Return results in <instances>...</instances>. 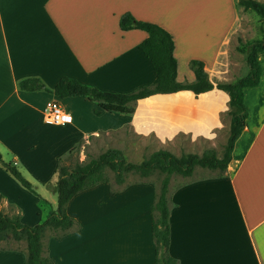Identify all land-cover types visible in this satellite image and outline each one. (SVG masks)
I'll list each match as a JSON object with an SVG mask.
<instances>
[{"label": "crops", "instance_id": "obj_1", "mask_svg": "<svg viewBox=\"0 0 264 264\" xmlns=\"http://www.w3.org/2000/svg\"><path fill=\"white\" fill-rule=\"evenodd\" d=\"M257 1L264 4V0ZM251 11L244 10L238 0H0L3 160L26 163L32 148L40 145L45 132L39 126L46 122L42 111L48 101H59L73 117L72 123L55 125L61 132L53 154L55 170L40 182L38 196L31 197L32 193L0 167V211L19 216L28 225L42 222L56 208L49 192L58 178L59 159L75 146L82 153L90 138L101 132L132 126L138 109L148 102L154 106L166 100L178 111L148 115L160 123L156 126L161 134H156L159 144L179 146L181 133L188 138L186 145L203 140L213 146L212 128L217 126L213 123L229 110L225 91L154 94L135 101L134 112L122 113L126 119L119 126L104 129L103 114L115 112L97 114L96 101L83 96L59 98L47 89L63 76L114 93L151 84L154 69L138 48L147 33L122 30L119 17L125 12L172 35L178 81L194 80L191 59L204 62L211 81H233L241 74L232 63L231 40L235 34H246ZM258 59L260 81L243 90L247 118L225 171L215 175L196 167L173 188L170 178L168 251L178 264H264V51ZM30 77L39 78L45 88L21 90L18 82ZM85 104L93 107L95 116L82 126L78 111ZM30 137L35 140L30 142ZM157 189L151 182L114 188L108 181L77 193L67 203L66 212L79 226L61 237L47 231L42 237L44 255L53 264H153L151 204ZM21 241L22 246L18 245ZM25 258L23 240L15 241L14 247L0 246V264H25Z\"/></svg>", "mask_w": 264, "mask_h": 264}, {"label": "trees", "instance_id": "obj_2", "mask_svg": "<svg viewBox=\"0 0 264 264\" xmlns=\"http://www.w3.org/2000/svg\"><path fill=\"white\" fill-rule=\"evenodd\" d=\"M244 10H252L264 18V4L257 0H238ZM119 27L122 30L140 29L147 33V37L138 44V48L149 59L154 69L155 78L149 85H143L126 93L103 91L96 87L79 82L67 76L61 77L52 89H47L59 98L83 96L88 100L96 101L101 111L132 114L134 108L129 103L149 97L154 94H169L181 90H189L200 94L212 89L225 91L229 96V128L224 151L220 157L215 149L207 148L201 154L183 153L177 156L167 150L158 149L151 152L140 162L126 161L123 152L109 147L98 156L87 162L75 161L73 165L65 164L75 147L60 158L57 172L58 178L53 187L56 193V208L48 212L45 219L35 225L22 222L19 216H8L0 211V241L10 234L13 240H23L26 243L25 264H53L52 260L44 255L42 237L47 231L56 237L63 236L70 229L79 224L66 212V205L77 193L108 182L107 170L114 175L116 184L124 183L125 175L130 172L139 173L147 177L158 171L164 174L151 204V234L155 246L153 264H178V261L169 254L170 224L168 185L172 175L189 177L196 167L210 170L225 171L231 160L234 143L240 136L247 118V111L243 104V90L246 87L256 86L260 81L262 67L258 54L264 51V40H255L247 44L246 65L248 72L233 81H211L204 69V62L191 59L189 67L194 73L193 81H178L176 79L177 61L174 57V41L172 35L163 27L136 19L130 12L119 17ZM18 87L25 91H35L45 88L39 78L30 77L18 82ZM0 165L12 175L24 188L38 196L32 183L26 179L17 166L11 161H4L0 153Z\"/></svg>", "mask_w": 264, "mask_h": 264}, {"label": "rangeland", "instance_id": "obj_3", "mask_svg": "<svg viewBox=\"0 0 264 264\" xmlns=\"http://www.w3.org/2000/svg\"><path fill=\"white\" fill-rule=\"evenodd\" d=\"M246 23V34H235L231 40L232 63L237 69L238 73L241 74L240 76H243L248 71V67L246 65V55H244V51L247 50V44L255 40H264V18L260 17L254 11H251ZM245 65L246 67L243 71V67ZM134 104L135 102H131L129 103V106L135 108ZM92 108L88 107L86 104L79 107L78 112L83 118L82 126L89 125L91 123V115H94ZM177 112L169 105V102L166 100L161 101L159 104L154 106L153 102H148V104H144L138 109L139 116L137 117V122H135L132 126H123L118 130L110 131L108 133L101 132L99 136L90 138V141L85 144L83 149H81L83 150L82 153H79L80 146H75L73 154L70 157H67V155L65 156V158H67L64 163L73 165L75 161L87 162L90 158L98 156L101 152L105 151L109 147L120 149L123 152L126 161L131 162H140L151 152L158 149H167L173 154L180 156L183 153L189 152L201 154L205 149L213 148L215 149L217 156L220 157L224 151L228 137L229 110L222 112L219 115V122L213 123L217 125L212 128V133L214 134L213 146H210V143L203 140L195 142L193 146L186 145L185 142L188 140V138L186 139L183 137L181 133L178 134L179 137L177 139V141H179V146H174L171 144H159L160 138L157 137L156 134H160V131L156 126L160 123L151 121V119H155V117H150L148 115L156 113V116H163L164 114ZM102 117V128L104 129L107 128V126H110L108 128H115V126H119L123 122V119H126V116L122 115V113L103 114ZM39 128L45 132V137L40 138V145L38 147L36 146L32 148V154L29 155L30 158L27 159L26 163L25 160H22L15 164L26 179H28L31 183L32 181L29 178L34 180L32 183L34 190H37L38 192L40 190L41 192L42 184H40V182L44 181V179L47 180L50 177L52 171L55 170V163H52L53 154L57 151V145L61 141V132H59V128H57L54 124L48 122L40 124ZM205 131H207V129ZM34 140V137H30V142ZM30 146H32V144ZM1 153L5 155V151L3 149ZM2 169L4 170V168ZM197 171H200V167H197ZM204 171L208 174L215 175L222 173L219 170H210L207 168H205ZM106 174L108 176L109 182L112 183L114 188L121 186L115 183L114 175L110 170H107ZM7 175L10 174L8 173ZM163 176L164 174L158 171L147 177H143L136 172H130L125 175L124 184L151 182L158 188ZM181 181L182 178L180 175H172L170 188H173ZM31 195V197H33L35 194L32 193ZM49 195L56 202V193L54 191L49 192ZM33 201L35 202L34 198ZM14 242L15 240H13L10 234H8L6 235L5 239L0 242V246L14 247ZM18 245L22 246V241L21 244Z\"/></svg>", "mask_w": 264, "mask_h": 264}, {"label": "built area", "instance_id": "obj_4", "mask_svg": "<svg viewBox=\"0 0 264 264\" xmlns=\"http://www.w3.org/2000/svg\"><path fill=\"white\" fill-rule=\"evenodd\" d=\"M42 113L45 121L54 125L72 123L73 120L72 115L65 111L61 103L57 100L48 101L45 104Z\"/></svg>", "mask_w": 264, "mask_h": 264}, {"label": "snow or ice", "instance_id": "obj_5", "mask_svg": "<svg viewBox=\"0 0 264 264\" xmlns=\"http://www.w3.org/2000/svg\"><path fill=\"white\" fill-rule=\"evenodd\" d=\"M66 119H67V117H66Z\"/></svg>", "mask_w": 264, "mask_h": 264}]
</instances>
